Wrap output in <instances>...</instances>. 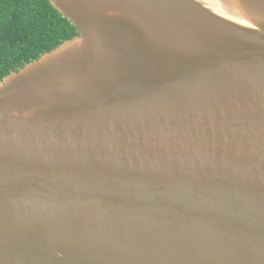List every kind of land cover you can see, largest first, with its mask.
Wrapping results in <instances>:
<instances>
[{
  "label": "water",
  "instance_id": "obj_1",
  "mask_svg": "<svg viewBox=\"0 0 264 264\" xmlns=\"http://www.w3.org/2000/svg\"><path fill=\"white\" fill-rule=\"evenodd\" d=\"M79 35L0 82V264H264V0H51Z\"/></svg>",
  "mask_w": 264,
  "mask_h": 264
},
{
  "label": "trees",
  "instance_id": "obj_2",
  "mask_svg": "<svg viewBox=\"0 0 264 264\" xmlns=\"http://www.w3.org/2000/svg\"><path fill=\"white\" fill-rule=\"evenodd\" d=\"M78 35L51 0H0V82Z\"/></svg>",
  "mask_w": 264,
  "mask_h": 264
}]
</instances>
